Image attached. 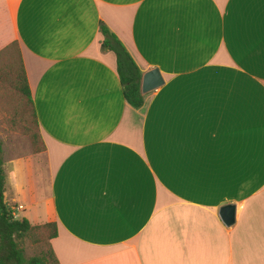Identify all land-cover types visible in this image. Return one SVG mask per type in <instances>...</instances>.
<instances>
[{
	"label": "crops",
	"instance_id": "1",
	"mask_svg": "<svg viewBox=\"0 0 264 264\" xmlns=\"http://www.w3.org/2000/svg\"><path fill=\"white\" fill-rule=\"evenodd\" d=\"M101 23L162 75L138 109ZM12 42L42 149L0 140L3 197L59 264H264V0H0Z\"/></svg>",
	"mask_w": 264,
	"mask_h": 264
},
{
	"label": "trees",
	"instance_id": "2",
	"mask_svg": "<svg viewBox=\"0 0 264 264\" xmlns=\"http://www.w3.org/2000/svg\"><path fill=\"white\" fill-rule=\"evenodd\" d=\"M99 31L102 35L100 42L102 50L112 51L116 56V68L122 86V93L126 102L135 109L143 105L144 97L140 90L142 71L136 66L130 54L116 36L104 25L100 24ZM17 42H12L0 52V56L7 52L11 46ZM19 65L11 68V86L17 91L25 101V105L30 109L34 125L38 129L32 99L27 85L22 61L18 52ZM39 131V129H38ZM37 135L32 140L37 139ZM42 148H34V152ZM2 149L0 145V264H59L50 245V240L57 235L55 223H46L32 226L27 219H15L11 208L5 203L3 193L5 185V175L3 171ZM42 230L39 238L43 241L45 249L37 254L27 257L23 247L25 237Z\"/></svg>",
	"mask_w": 264,
	"mask_h": 264
},
{
	"label": "rangeland",
	"instance_id": "3",
	"mask_svg": "<svg viewBox=\"0 0 264 264\" xmlns=\"http://www.w3.org/2000/svg\"><path fill=\"white\" fill-rule=\"evenodd\" d=\"M18 43L0 56V140L9 137L5 147L15 145L18 151L31 152L40 148L41 138L31 115V111L22 96L11 86V68L19 65ZM37 135V139L32 140ZM9 144V145H8ZM42 230L25 237L23 247L27 257L45 249L39 238Z\"/></svg>",
	"mask_w": 264,
	"mask_h": 264
},
{
	"label": "water",
	"instance_id": "4",
	"mask_svg": "<svg viewBox=\"0 0 264 264\" xmlns=\"http://www.w3.org/2000/svg\"><path fill=\"white\" fill-rule=\"evenodd\" d=\"M163 84V78L157 68H152L142 74L140 81L141 93H147L158 88ZM218 216L225 226H230L235 219V206L233 204H224L218 210Z\"/></svg>",
	"mask_w": 264,
	"mask_h": 264
}]
</instances>
